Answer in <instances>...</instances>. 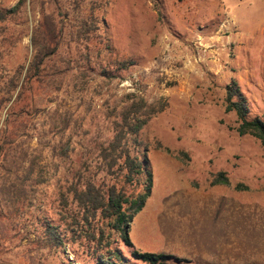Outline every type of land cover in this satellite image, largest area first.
<instances>
[{"label":"rangeland","instance_id":"rangeland-1","mask_svg":"<svg viewBox=\"0 0 264 264\" xmlns=\"http://www.w3.org/2000/svg\"><path fill=\"white\" fill-rule=\"evenodd\" d=\"M19 1L0 0V9ZM57 2H44V13L65 34L44 82L25 81L42 0L0 24V147L12 140L0 150V264H94L80 242L49 247L43 226L63 224L62 196L72 203L80 176L116 182L101 147L132 95L167 108L140 133L153 188L130 224L134 247L120 240L117 249L130 264H142L133 250L183 260L171 264H264V147L240 136L226 112L236 82L251 118L264 120V0ZM92 9L101 32L79 43ZM106 39L118 59L137 64L117 70ZM87 54L108 73L87 70ZM220 172L229 186L212 185Z\"/></svg>","mask_w":264,"mask_h":264},{"label":"trees","instance_id":"trees-1","mask_svg":"<svg viewBox=\"0 0 264 264\" xmlns=\"http://www.w3.org/2000/svg\"><path fill=\"white\" fill-rule=\"evenodd\" d=\"M27 1L20 0L9 10L0 9V24L19 18L23 8L27 6ZM103 1L105 0H101L104 6L109 4ZM44 2L58 3L57 0H42L43 18L32 35L34 56L25 80L31 84L44 82L48 72L53 68L51 60L61 54L65 34L57 17L54 14L44 13ZM91 12L92 15L88 19L83 18L81 21L76 36L79 43L89 42L101 32L94 10L92 9ZM106 42L104 50L108 51L112 59H115L113 65L117 67V70L127 71L137 64L134 60L118 59L111 40L106 39ZM86 50L89 51L88 45ZM86 57L87 70L95 72L94 70L99 68L101 74L108 73L102 64L94 65L88 54ZM112 73L114 72H109L110 75H113ZM166 108V101L160 100L149 104L143 97L133 95L124 103V107L118 114V120L113 123L112 139L101 147L104 170L108 176H113L116 182L99 183L89 178L82 181L80 176V181L72 184L67 192L73 195L72 203L69 202L68 195L62 196L63 224L55 225L46 221L43 226V237L49 247H62L72 240L73 243L85 244L94 264H130L115 245L121 240L126 246L134 247L129 236L130 224L143 210L153 188L152 169L142 151L144 147L139 136L149 121L164 112ZM226 112H234L237 115L235 130L240 136L252 137L264 147V120L258 116L251 118L248 100L241 93L236 82L228 87ZM3 143L4 147H0L1 151L6 145L12 143V140L7 136L3 138ZM230 184V179L224 172L213 176L212 185L229 186ZM142 185H144L143 190L140 189ZM235 188L241 191L247 187L239 184ZM73 205H76V209L72 207ZM132 258L142 264L183 262L171 255L138 250L132 251Z\"/></svg>","mask_w":264,"mask_h":264}]
</instances>
